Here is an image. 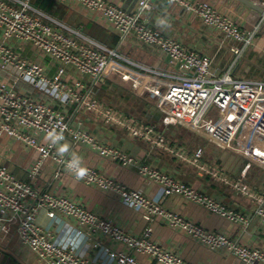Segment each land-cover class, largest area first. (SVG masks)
<instances>
[{"label": "built area", "instance_id": "built-area-1", "mask_svg": "<svg viewBox=\"0 0 264 264\" xmlns=\"http://www.w3.org/2000/svg\"><path fill=\"white\" fill-rule=\"evenodd\" d=\"M56 1L59 5H80L98 14L120 39L118 46L111 48L38 8L33 0H0V138L6 136L35 149L38 155L27 170L29 176L36 177L49 157L55 166V176L67 172L66 164L71 155L61 156L57 148L70 139L114 161L137 166L139 173L157 183L166 196L178 194L231 222L246 221L243 215L205 191L196 190L169 173L139 164L134 156L98 141L81 122L74 125L57 104L75 106L76 110L91 113L109 127L124 130L129 138L141 140L151 149L161 150L194 167L199 176H210L250 199L255 204V216L264 224V188L256 189L245 180L254 165L264 167V150L258 142L264 136V81L237 78L231 70L218 74L212 71V59L207 53L189 49L144 22L145 14L153 10L158 1L182 6L195 13L205 25L235 40L240 56L253 44L264 22V14L252 28H244L240 21L202 0H143L148 6L144 10L141 0H137L131 10L107 0ZM123 43H134L167 57L174 70L168 73L156 64L147 66L132 61L121 53ZM128 66L148 73L152 76V84L168 76V86L157 93V105L162 111L160 124L174 127L186 123L246 157L248 161L240 176H233L206 159L202 145L191 149L168 136L160 126L146 123L103 100L98 91L110 71L132 80L135 87L140 84L127 70ZM21 81L47 98L35 96L28 88L21 87ZM149 88L154 91L153 87ZM216 110L221 113L220 117L214 116ZM48 131H62L64 140L56 145L49 141L42 143L40 137L46 136ZM85 166L89 172L81 182L114 193L122 203L140 211L149 222L158 220L212 250L225 249L245 264H264V249L248 246L225 230L206 229L164 207L142 190L129 187L98 168ZM41 209L52 219L77 221L81 227L78 232L86 238L100 233L148 254L157 264H190L176 252L150 240L152 227L142 236L132 235L72 197L39 191L16 175L9 165L0 162V234L7 236L15 227L20 243L47 264H100L79 253L73 242V245L64 244L50 229L42 228L37 222ZM104 250L117 264H140L127 251L109 247Z\"/></svg>", "mask_w": 264, "mask_h": 264}, {"label": "crops", "instance_id": "crops-1", "mask_svg": "<svg viewBox=\"0 0 264 264\" xmlns=\"http://www.w3.org/2000/svg\"><path fill=\"white\" fill-rule=\"evenodd\" d=\"M107 1L127 10L133 9L137 2V0ZM202 1L209 2L221 13L240 21L244 28H252L263 15L242 0ZM250 1L264 8V0ZM67 7L65 17L59 15L60 17L56 18L69 26L79 28L85 35L99 43L111 46V34H116L111 31L105 19L98 14L88 12L80 5L70 4ZM161 18L165 20V23L157 26L156 20ZM144 22L159 30L164 36L180 41L189 49L207 53L212 59V71L218 74L231 70L234 77L264 81V34L255 36L252 50L248 48L238 56L236 51L238 43L235 40L226 37L218 29L205 25L195 13L187 11L182 6L158 1L156 7L145 14ZM118 43L111 47L116 48ZM120 51L134 62L147 66L156 64L159 69L168 73L174 70L167 57H161L159 53H154L146 47L134 43H123ZM128 67L127 70L133 73V77L140 84L135 87L132 80L110 71L98 91V95L103 100L146 123L160 126L166 134L178 138L181 143L191 149L204 145L206 159L215 162L225 172L240 176L248 161L246 157L191 128L186 123H182L178 128L160 124L162 111L157 105V93L164 91L168 86V76H162L154 80L152 84V76L148 73L135 66ZM19 85L28 88L35 96L47 98L25 82L21 81ZM149 87H153L154 91ZM57 106L64 111L66 117L74 125L81 122L83 127L98 141L134 156L139 164L169 173L196 190L205 191L223 202L228 208L243 215L246 221L231 222L226 217L213 213L203 205L178 194L166 196L157 183L139 173L137 166L114 161L89 146L74 144L70 139H66L61 143L69 145V152L65 154L78 153L85 165L98 168L123 184L142 190L152 199L160 201L164 207L182 214L206 229L225 230L231 237L240 238L248 246L264 249V224L254 214L253 201L237 194L230 187L220 184L210 176H199L194 167L178 161L165 152L151 149L141 140L129 138L124 130L99 122L85 110H76L75 106L61 107L59 104ZM214 114L220 117L221 113L216 110ZM40 141L47 142L45 136H41ZM258 142L264 150V136L260 137ZM37 155L34 148L15 142L6 136L0 138V162L9 165L16 175L29 181L39 191L72 197L89 210L108 218L135 236H142L148 227H152L150 240L176 252L190 264H245L225 249L212 250L158 220L149 222L140 211L122 203L114 193L105 192L81 181L76 182L67 172L55 176V166L50 157L44 161L38 175L30 177L27 170L36 161ZM245 180L250 186L262 190L264 188V167L254 165ZM37 222L42 228L50 229L52 235L64 244H68L66 242L69 240V234L73 233V229L78 231L81 228L73 219L50 218L44 209L38 212ZM74 237L75 234H73L72 242L76 250L100 264H117L116 260L109 257L104 247L115 251H127L140 264H157L156 260L148 254L115 242L100 233L94 234L91 238H86L83 234L81 237L83 243H79ZM0 264L47 263L40 261L28 246L20 243L15 227H12L9 235L0 234Z\"/></svg>", "mask_w": 264, "mask_h": 264}, {"label": "clouds", "instance_id": "clouds-1", "mask_svg": "<svg viewBox=\"0 0 264 264\" xmlns=\"http://www.w3.org/2000/svg\"><path fill=\"white\" fill-rule=\"evenodd\" d=\"M147 5L143 3V0H141V9H147ZM165 23L164 19H157L156 24L159 26L160 24ZM169 23V27H170ZM45 139L49 141L51 144L56 145L60 141L64 140V135L62 131H48ZM57 152L63 156L65 153L69 152V145L67 143L60 144V146L57 148ZM66 171L70 174V176L76 181L79 182L81 180H84L88 176V168L84 165L83 158L78 153H73L71 155V158L68 160L66 164ZM73 234H75V239L79 241V243H83V240L81 237H83V234L73 229V233L69 234V240L66 242L68 244L73 245Z\"/></svg>", "mask_w": 264, "mask_h": 264}, {"label": "trees", "instance_id": "trees-1", "mask_svg": "<svg viewBox=\"0 0 264 264\" xmlns=\"http://www.w3.org/2000/svg\"><path fill=\"white\" fill-rule=\"evenodd\" d=\"M33 4L35 6H37L38 8L42 9L43 11H45V12L49 13L50 15L54 16V17H57L59 15L61 17H65L66 10L68 8L65 5H59L56 0H33ZM119 39L120 38H119L118 35L111 34L110 45L114 46L116 43L119 42ZM111 46H108V47H111ZM128 114H130V113H128Z\"/></svg>", "mask_w": 264, "mask_h": 264}, {"label": "rangeland", "instance_id": "rangeland-1", "mask_svg": "<svg viewBox=\"0 0 264 264\" xmlns=\"http://www.w3.org/2000/svg\"><path fill=\"white\" fill-rule=\"evenodd\" d=\"M74 28H77V27H75V26H73ZM264 22L261 24V28L259 29V32H258V34H257V36L258 35H260V34H264ZM254 41H255V39L253 40V44L249 47V50H252L253 48H254ZM214 116L215 117H217L215 114H214ZM174 127H176V128H178L179 126H174ZM168 136H170L171 138H173V139H175V140H177V141H179L180 142V140L178 139V138H175V137H173L172 135H170V134H167ZM203 147H204V145H202ZM206 154V153H205ZM206 156V155H205Z\"/></svg>", "mask_w": 264, "mask_h": 264}, {"label": "water", "instance_id": "water-1", "mask_svg": "<svg viewBox=\"0 0 264 264\" xmlns=\"http://www.w3.org/2000/svg\"><path fill=\"white\" fill-rule=\"evenodd\" d=\"M242 1H244L246 4H248L249 6L254 8L255 10H257L259 13L264 14V8L258 6L257 4L253 3L250 0H242Z\"/></svg>", "mask_w": 264, "mask_h": 264}]
</instances>
